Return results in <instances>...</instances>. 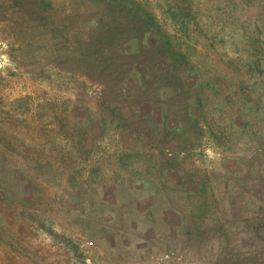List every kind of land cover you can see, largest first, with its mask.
I'll return each mask as SVG.
<instances>
[{"label": "rangeland", "instance_id": "1", "mask_svg": "<svg viewBox=\"0 0 264 264\" xmlns=\"http://www.w3.org/2000/svg\"><path fill=\"white\" fill-rule=\"evenodd\" d=\"M135 1L0 0V264H264V0Z\"/></svg>", "mask_w": 264, "mask_h": 264}, {"label": "trees", "instance_id": "2", "mask_svg": "<svg viewBox=\"0 0 264 264\" xmlns=\"http://www.w3.org/2000/svg\"><path fill=\"white\" fill-rule=\"evenodd\" d=\"M117 1L118 0H110V2L107 4V8H113L112 5L115 4ZM124 1H129L130 2V6H133V7L137 6V8L141 9L142 12L145 13L144 24H145L146 28L143 29L141 26L140 27L137 26L138 28L135 27V28H137V29H135V31L137 32V34L140 33L139 35L141 36V34H143V31H144V33H147V34L148 33H153L154 30H155V28H156V23H155V19L152 16V14L149 13L147 10H145L141 6V4L137 3L135 0H122V2H124ZM97 4H100V3H97Z\"/></svg>", "mask_w": 264, "mask_h": 264}, {"label": "built area", "instance_id": "3", "mask_svg": "<svg viewBox=\"0 0 264 264\" xmlns=\"http://www.w3.org/2000/svg\"><path fill=\"white\" fill-rule=\"evenodd\" d=\"M170 259V256H166V260H169Z\"/></svg>", "mask_w": 264, "mask_h": 264}]
</instances>
